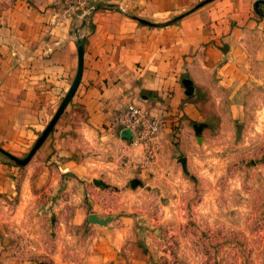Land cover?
Masks as SVG:
<instances>
[{"label":"crops","instance_id":"0c3cea01","mask_svg":"<svg viewBox=\"0 0 264 264\" xmlns=\"http://www.w3.org/2000/svg\"><path fill=\"white\" fill-rule=\"evenodd\" d=\"M79 42L81 79L53 130L23 167L0 154V213L23 195L33 208L27 214L36 220L54 215L51 236L81 242L69 252L83 264H141L139 238L127 234L126 226L91 222V213L100 218L97 211L61 207V198L71 204L79 193L61 192L60 183L89 162L87 149L99 148L108 177H117L118 159L142 162L139 146L115 123L131 103L162 120L159 148L168 146L186 166L181 152L189 149L190 124L208 127L202 115L208 97L214 102L221 88L246 87L249 73L263 64L264 0L0 1L3 150L19 155L33 147L76 75ZM257 54L260 62H252ZM94 180L93 188L81 192L91 199L102 194ZM46 200L57 202L50 207ZM5 227L0 222V264H39L29 258L30 250L43 245L23 236L18 260L9 253Z\"/></svg>","mask_w":264,"mask_h":264},{"label":"rangeland","instance_id":"374dc122","mask_svg":"<svg viewBox=\"0 0 264 264\" xmlns=\"http://www.w3.org/2000/svg\"><path fill=\"white\" fill-rule=\"evenodd\" d=\"M255 61L260 62L259 54L253 55L252 62ZM262 63L249 73L250 84L246 87L221 88L214 102L208 97L202 114L208 127L196 133L190 124L189 149L181 152L189 160L185 168L171 155L168 146L159 148L160 132L152 154L132 139L140 148L142 162L135 166L136 162L128 156L118 159L114 172L117 177L105 175L107 166L98 162L101 161L98 147L94 151L87 149L83 156L89 162L68 172L59 187L61 192L79 194L69 201L71 204L69 199L61 198V207L83 206L99 213L100 218L93 213L89 215L91 222L126 226L127 234L139 238L144 257L141 264H264ZM27 154L13 155L24 158ZM90 178L109 185L106 188L96 185L102 194L92 199L81 193L94 187ZM27 201L28 198L23 202V195L17 194L1 209L0 222L6 226L9 253L19 257L18 260L23 257L24 236L43 245L37 251L30 250L29 258L39 264H74L69 263L70 259L83 264L82 259L69 252L71 245L76 242L79 246L81 242L70 244L68 238L51 236L48 228H52L50 218L54 215L36 220L27 214L33 209L27 206ZM80 250L82 253L81 247Z\"/></svg>","mask_w":264,"mask_h":264},{"label":"built area","instance_id":"2783aa9c","mask_svg":"<svg viewBox=\"0 0 264 264\" xmlns=\"http://www.w3.org/2000/svg\"><path fill=\"white\" fill-rule=\"evenodd\" d=\"M115 123L130 133L131 139L152 154L154 142L161 130L162 120L148 114L136 104H128L115 116Z\"/></svg>","mask_w":264,"mask_h":264},{"label":"water","instance_id":"95a60500","mask_svg":"<svg viewBox=\"0 0 264 264\" xmlns=\"http://www.w3.org/2000/svg\"><path fill=\"white\" fill-rule=\"evenodd\" d=\"M82 69H83V43L79 42V44H78V64H77L76 75H75L69 89L67 90L65 96L61 100V102H60L56 112L54 113L53 117L51 118V120L49 121L48 125L43 130V132L40 134V136L37 138L35 144L30 149L28 154L24 158H19V157H16V156L10 154L9 152L3 150L1 147H0V152L5 154L7 157H9L11 160H13L19 166H24L29 162V160L35 154V152L37 151V149L39 148L41 143L48 136V134L53 130L55 123L57 122L60 115L63 113V111H64L65 107L67 106V104L69 103V101L71 100V98H72V96H73V94H74V92H75V90H76V88L80 82ZM195 128L198 131L200 128V125H196ZM123 132L126 136L130 135L129 131L126 129H124ZM180 162H181L183 168H185V158H180ZM94 184L100 185V186H106V184L104 182H102L101 180H94Z\"/></svg>","mask_w":264,"mask_h":264}]
</instances>
